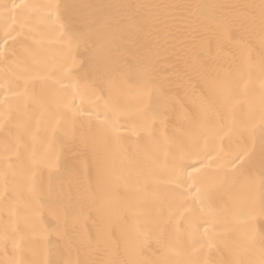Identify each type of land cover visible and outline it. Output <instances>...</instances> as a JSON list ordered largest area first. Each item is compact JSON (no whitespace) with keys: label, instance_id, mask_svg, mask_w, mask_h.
Here are the masks:
<instances>
[{"label":"bare ground","instance_id":"bare-ground-1","mask_svg":"<svg viewBox=\"0 0 264 264\" xmlns=\"http://www.w3.org/2000/svg\"><path fill=\"white\" fill-rule=\"evenodd\" d=\"M0 264H264V0H0Z\"/></svg>","mask_w":264,"mask_h":264}]
</instances>
